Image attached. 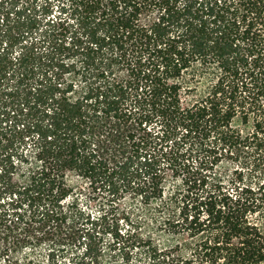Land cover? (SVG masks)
Returning <instances> with one entry per match:
<instances>
[{
	"label": "trees",
	"instance_id": "obj_1",
	"mask_svg": "<svg viewBox=\"0 0 264 264\" xmlns=\"http://www.w3.org/2000/svg\"><path fill=\"white\" fill-rule=\"evenodd\" d=\"M70 174L151 206L140 264H264V0H0V247L130 246Z\"/></svg>",
	"mask_w": 264,
	"mask_h": 264
},
{
	"label": "rangeland",
	"instance_id": "obj_2",
	"mask_svg": "<svg viewBox=\"0 0 264 264\" xmlns=\"http://www.w3.org/2000/svg\"><path fill=\"white\" fill-rule=\"evenodd\" d=\"M238 165L236 161H228L223 158L216 169L222 171L223 174L230 175ZM171 174L172 172L169 170V177ZM172 178L170 179L172 180ZM68 180L74 185L78 205L86 215L90 214L92 218H97L105 213L108 220L118 223L119 231L123 235L130 234L127 240L130 246L126 247V250H119L112 245L111 233H104V250L99 264L143 263L145 258L140 253L141 245H131L140 236L142 238L148 236H153L155 239L160 238V229L153 219L151 206H147L139 200L140 198L130 196L128 192L118 199H112L113 197L106 195V192L100 193V191L93 190L90 183L81 177H73L70 174ZM168 186L172 187V183L164 184V188L168 189ZM46 229L51 230L50 228ZM28 234L30 237L21 243L14 244L12 242L11 245L9 244L11 248L9 251L0 247V264H71L73 261H79L84 254L83 244L66 235L56 236L49 232L43 234L42 231L35 229H31Z\"/></svg>",
	"mask_w": 264,
	"mask_h": 264
}]
</instances>
